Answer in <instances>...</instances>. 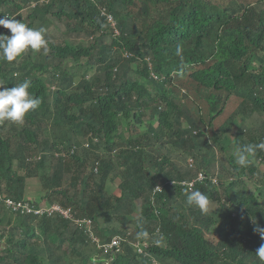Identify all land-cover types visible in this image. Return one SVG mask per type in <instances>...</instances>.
<instances>
[{
	"label": "trees",
	"instance_id": "16d2710c",
	"mask_svg": "<svg viewBox=\"0 0 264 264\" xmlns=\"http://www.w3.org/2000/svg\"><path fill=\"white\" fill-rule=\"evenodd\" d=\"M92 1L0 0V15L21 20L30 28L46 29L51 17H74L73 30H83L91 40L87 45L47 40V49L28 50L11 63L0 61V81L5 87L28 80V91L41 100L23 123L0 122V193L25 198L26 180L34 176L46 189L43 202L34 203L41 209L37 213L14 215L0 201V264H6L7 257L15 264H42L35 246L29 245V256L23 261L15 255L37 229L44 236L43 254H49V242L67 240L80 264H89L90 259H95L93 264H261L256 252L264 239L257 229H264V200L235 185L256 176L264 183V170L259 168L264 164V149L256 150L247 167L230 158L234 177L241 180L232 176L223 180L217 169L208 172L213 151H208L209 158L208 152L202 156L207 169L195 170H181L167 154H153L165 136L172 145L194 152L201 151V146L210 148L206 139L200 142L198 138H208L207 127L231 96L246 100L250 112L264 110V8L242 3L222 8L210 0H140L134 16L128 11L134 0H98L112 14L115 33ZM25 6L28 14L23 19L15 12ZM0 33L10 34L3 27ZM83 57L87 59L82 61ZM68 60L72 61L70 67ZM94 66L98 72L86 77ZM197 101L208 104L207 124L197 112L202 108L196 107ZM187 102L194 105L197 116L186 117L189 126L184 128L180 117L185 109L191 113ZM146 110L150 114L145 131L123 137L120 124H143ZM49 129L59 131L60 136L54 134L52 141L48 137L37 140L38 131ZM243 132L244 126L237 128L238 148L247 145ZM79 135L81 139L91 135L90 143L87 148L78 145L69 158L72 163L60 156L52 163L47 161L60 150L58 143L76 142ZM252 140L248 143L264 144L263 137ZM31 143L40 145V151L30 153ZM202 150L201 155L206 152ZM47 162L50 171L44 173ZM72 165L79 171L84 167L90 170L81 179L78 198L61 188L63 172ZM197 170L218 177L220 185L216 187L208 178L196 180ZM109 177L119 178V195L104 192ZM77 180L74 177L70 184L75 186ZM181 181H194L193 187L188 189ZM157 184L161 189L154 192ZM194 190L217 201L221 210L201 213L189 206L187 195ZM58 194L65 196L61 204L71 205L72 218L49 213ZM136 199H142V204L137 217L132 218ZM79 215L93 219L101 241L120 233L128 234L131 242L119 251L104 252L71 221ZM115 217L122 220L123 228L99 226V218L109 222ZM128 222H133L131 232L125 228ZM212 226L220 236L215 243L203 231ZM158 227L166 244L152 243L138 252L132 244L137 233L149 234ZM60 259L67 264L66 253L49 254L43 264H61Z\"/></svg>",
	"mask_w": 264,
	"mask_h": 264
},
{
	"label": "rangeland",
	"instance_id": "374dc122",
	"mask_svg": "<svg viewBox=\"0 0 264 264\" xmlns=\"http://www.w3.org/2000/svg\"><path fill=\"white\" fill-rule=\"evenodd\" d=\"M212 3L217 4L221 6L222 8L226 6H234L235 4H246L249 6H253L257 9L264 8V0H210ZM16 3H19L20 0H15ZM140 0H134L133 3L128 5V11L131 14H134V16L137 15L138 10L140 8ZM26 7V6H25ZM23 7L20 11L15 12L20 13L23 19H26V16L28 14L27 7ZM49 15L47 14V17ZM51 24L46 28V33H45V39L52 41L53 43L57 44H63L65 41L71 42V43H84V44H89L91 40L87 39L88 34H86L83 30H73V24L76 22V19L74 17H68L66 15H63L60 19H57L55 17H51ZM136 25L140 24V18L136 17ZM113 23V22H112ZM48 36V37H47ZM87 58L83 57L82 61H85ZM72 61L68 60L67 61V66L70 67ZM98 72L97 66H94V68L91 70L90 73L86 75V77H89L92 74H96ZM144 82V79L142 78L141 80ZM52 89V87H50ZM183 91V89H181ZM202 95H205L206 91L205 89L200 92ZM232 98L229 99L228 104L225 105L223 104L222 111L215 116V118L211 121L210 126L207 127V132H208V138L205 136H201L198 139L200 142L203 139H206V142L210 144V148L206 150L207 147L202 148L201 146V151H192L184 147H177L172 145V143L169 141L167 136H165L160 143V146L158 148V151H155L153 156H162V155H168L170 161L175 162L181 170H186L187 168L191 169H196L201 167H205L203 163H201L202 156H205L208 151H213L214 153V158L211 162V167L208 170V172H213L214 169L218 170V173L221 175L222 179L225 180L226 178H229L230 176L234 177L235 172L232 169V165L230 163V158H233L236 162V151L238 149L237 147V139H236V133H237V128L240 126H244V132L242 135V139L246 144H249L248 141L249 139H253L252 141H260V139L263 137L264 138V110L261 111H249V107L247 106V101L242 100L241 97L239 96H231ZM242 101V102H241ZM188 108L191 111L188 112L185 109V115H181L180 117V122H181V127H188L189 123L186 117L188 116H194L196 115L194 108V105L190 102H187ZM202 106L201 111H198V114L202 115V121L207 124L206 120H208V116L206 115V109L205 107L208 104H204L203 101H197L196 107ZM145 115L142 117L145 119V122L142 123H136L132 122L130 125H125L120 124L119 126V131L122 133L121 135L123 137H127L128 135H137L140 133H143L146 129V123L149 117V111L146 110ZM197 116V115H196ZM196 119V118H195ZM173 121V119H172ZM153 124H156V120L153 121ZM173 128L176 127V123L173 121ZM225 127V128H224ZM49 128H51L49 126ZM250 130H253V132H249ZM212 132L215 135V139L212 137ZM58 134L60 136L59 131H51L50 129L46 132L43 131H38L37 132V140L41 141L44 137H48L51 141L54 140L53 135ZM82 136H76V141L80 142ZM264 141V140H263ZM240 142V141H239ZM252 143V142H251ZM65 143H63L64 145ZM63 145L61 143H58V147L61 149V151H64L65 149L63 148ZM204 145V144H203ZM30 146L32 147V151H40V145H36L34 143H31ZM205 146V145H204ZM149 149V148H148ZM202 149H205L206 152L201 155V152L204 151ZM59 152V151H58ZM30 155V154H28ZM210 152H208L207 158H209ZM57 155L54 153L53 157L47 158V161L51 160L50 162L52 163L57 159ZM65 161L68 160L70 163H72L71 159L67 156H62ZM188 158H193V165L189 166L187 164V159ZM196 163V166H195ZM203 164V165H202ZM50 166L48 162L46 163V170L44 169L42 172L47 173V171H50ZM198 166V167H197ZM76 166H70V169H67L63 172L62 176V181L63 184L61 186L62 190H65L68 195H76V198H78L81 193V179L84 178L87 173L90 171L87 167H84L79 171ZM168 168V165H167ZM260 171L264 170V164H259ZM204 170V169H203ZM198 171V170H197ZM77 178V183L75 186H72L70 184L73 180V178ZM88 177V176H87ZM237 179L241 180V177ZM119 178L114 177L111 178L109 177L106 181V184L104 186V192L107 193L108 195H119L120 194V189H119ZM236 189L239 188L240 190L246 189L249 190V192L254 193L256 196L259 197V200H264V183H262L259 180V177L256 176L254 180L252 178L247 179L242 182H238L236 185ZM93 187V186H90ZM221 192V187L219 190V193ZM46 193V189L42 187L41 181L38 179V177H28L26 180V191H25V198L32 199L36 202H43L44 199V194ZM223 193L221 192V195ZM56 202L60 203L61 200L65 199V196L63 195H56ZM223 201V197L222 200ZM135 207L134 210L131 213V217L135 218L137 217L139 210H140V205L142 204V199H136L135 200ZM225 203V202H224ZM221 208L219 206V203L215 200H211L209 203V208L208 212L212 211H220ZM99 226L101 227H122V220L119 218H113L111 221L106 222L102 218H99ZM133 226V222H128L125 225V228L130 229ZM205 236L212 242L215 243L217 242L218 238H220L219 234L215 232V226H212V228H204L203 229ZM67 234V233H66ZM44 236L40 233V231L35 230L34 234L29 237V240L27 242V246L25 248L20 249L19 251H15L16 257L20 258V261H23V259L27 258L29 256V245L35 246L37 252H38V262L40 263H46L48 261V255H52L53 257L59 255L60 253H66V258H67V264H80L78 258H77V253L70 252V245L67 240H65L62 244H59V241H56L55 243L49 242L50 250L49 254L45 255L42 253L40 250L41 247L45 246V243L43 242ZM152 240L153 243H157L160 245H165L166 242L164 241L163 238H161L159 235L158 236H152L151 238H148L147 241ZM51 244V245H50ZM88 247V246H87ZM86 247V248H87ZM79 249V247H78ZM1 252V251H0ZM79 256V255H78ZM96 258V256L94 255ZM61 264H64V261L60 259ZM5 263H13L12 258L7 257L5 260ZM23 264V262H21ZM15 264V263H13ZM89 264H92L91 262ZM99 264V263H95Z\"/></svg>",
	"mask_w": 264,
	"mask_h": 264
},
{
	"label": "clouds",
	"instance_id": "9594fccd",
	"mask_svg": "<svg viewBox=\"0 0 264 264\" xmlns=\"http://www.w3.org/2000/svg\"><path fill=\"white\" fill-rule=\"evenodd\" d=\"M97 9L99 10L100 15L104 16L110 25L112 26L115 33H118V30L115 28V21L112 16V14L108 11L107 7L104 4H100L98 0L92 1ZM105 9L106 13L102 14V9ZM110 16V18L108 17ZM113 22V23H112ZM0 27H3L4 29L9 30L10 34H2L0 33V61H6V62H14L17 60V58L21 57L23 54H25L28 50H31L33 52H39L41 49H47L48 42L45 39V33L46 29L44 27L39 28H30L27 25H25L21 20H17L15 18H10L8 16L0 15ZM180 50L177 49V54L179 55ZM178 74H182L178 73ZM30 81L25 80L23 83L7 88L5 87V83L3 81H0V122L4 121H11L14 123H23L26 114L30 110H35L39 107L41 100L39 98L34 97L30 92L28 91L30 87ZM91 136V135H90ZM85 137L84 139H81L80 142H72L70 144L63 145L64 151H61V149L58 151H55L54 153L57 156H60V158L64 159L62 156H67L70 158L72 154L75 153L76 149L81 146L82 148H87L90 143L91 137ZM94 142H97V138L93 137ZM87 143V145H85ZM126 147V146H124ZM264 149V144H247L243 147H240L236 151V164L240 167H247L251 163V158L255 157L256 150ZM73 149V151H71ZM42 154V153H40ZM189 160H191V163L193 165V158L187 159V164L189 165ZM65 161V159H64ZM189 165V166H192ZM96 169V168H94ZM203 170L196 171L197 172ZM205 173V172H204ZM206 178L215 177L217 179V184L215 186H219V179L216 176L207 175ZM208 178V180L211 182ZM165 181V180H164ZM166 183L172 184L174 183L173 180H166ZM211 184H213L211 182ZM160 185V184H157ZM161 186V185H160ZM154 192L155 186L153 188ZM159 191V190H157ZM0 201H3L5 207L11 211L14 215L16 214H27L30 212H40L41 209L35 206V201L29 198H22V199H14L12 197L3 196L0 193ZM8 201H11L12 203H8ZM16 202H21L26 204L28 211L21 209H14L13 206L16 204ZM186 203L189 206H194L198 210L201 211V213H207L209 208V198L207 195L202 193L199 190H194L190 194L187 195ZM49 213L51 215H59L60 218L68 219L72 218V211H71V205H63L61 203H52L50 206ZM73 221L78 228L82 231L84 235H87L90 239V241L93 243V245L97 246L98 248H101L104 252H108L110 249H114V251H119L122 249L123 245H127L130 241V238L128 234H120L115 233L109 237L107 241H101L100 238L95 233V226L93 219L86 215H79L77 218H74ZM133 226L130 229H127L129 232H131L133 229ZM259 231L261 238L264 239V229H257ZM57 234V233H56ZM160 236L161 232L159 227L156 228L152 233H147L146 231H140L137 233V237H135L134 242L132 243L136 250L138 251V247L142 249L147 247L149 244H152V240H148V238H151L152 236ZM114 237H120V243L116 247L113 248H105L104 245L108 244ZM162 238V237H161ZM144 243V244H143ZM153 243V244H158ZM139 252V251H138ZM256 255L261 261V264H264V244H262L256 252ZM91 262V259H90ZM95 262L92 261L93 264ZM152 264H156V262H153Z\"/></svg>",
	"mask_w": 264,
	"mask_h": 264
},
{
	"label": "built area",
	"instance_id": "2783aa9c",
	"mask_svg": "<svg viewBox=\"0 0 264 264\" xmlns=\"http://www.w3.org/2000/svg\"><path fill=\"white\" fill-rule=\"evenodd\" d=\"M102 14H105L106 11L105 9L103 8L102 11H101ZM110 18V16H108ZM87 145V143L85 144ZM73 151V149L71 150ZM189 165H192L191 163V160H189ZM207 176L204 172L202 171H199L197 172V176H196V180H203L205 179ZM210 179V177H208ZM211 182L213 184H217V179L215 177H211ZM182 185L186 186L188 189H191L193 187V184H194V181H181L180 182ZM161 189V186L160 185H156L155 186V190H160ZM8 203H12L11 201H8ZM14 209H21L22 211L26 210L28 211V208L26 206V204L24 203H21V202H16V204L13 206ZM120 237H114L108 244L104 245L105 248H113V247H116L117 249V246L119 245L120 243ZM144 244V243H143ZM138 251L139 252H142V249L140 247H138Z\"/></svg>",
	"mask_w": 264,
	"mask_h": 264
}]
</instances>
